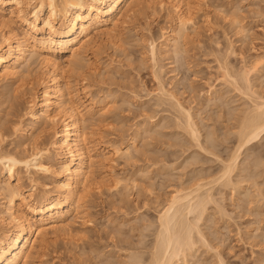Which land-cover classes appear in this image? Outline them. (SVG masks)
Returning a JSON list of instances; mask_svg holds the SVG:
<instances>
[{"label":"rangeland","instance_id":"obj_1","mask_svg":"<svg viewBox=\"0 0 264 264\" xmlns=\"http://www.w3.org/2000/svg\"><path fill=\"white\" fill-rule=\"evenodd\" d=\"M165 1L166 9L161 10L156 3L149 2V8L139 16L138 22L134 20L132 24L117 28L112 32L113 36H109L111 39L107 36L100 37V41L97 39V44L100 42L103 48L96 56L91 53L84 55L83 68L78 71L89 77L88 84L79 80L82 77H78V72L69 76L68 82L74 94L73 106L77 110L85 112L91 103L95 112L106 109L103 116L99 113L94 120H89L93 122L92 125L88 123L87 128L92 136L89 135V153L99 164L92 169L89 191L82 192L85 197L82 194L84 199L80 203L79 214L70 223L71 232L55 236L48 234L46 243L49 245L36 264H132L135 257L140 261L134 264H148L150 247L158 230V217L168 207L172 196L183 190L195 189V185L201 182L202 185L209 181L211 184L220 175L222 161L234 152L240 154V168L233 176L239 185L237 189L231 187L232 190L230 186L223 187L216 182L209 185L217 206L220 204L227 214L217 210L220 206L216 208V205L207 204L208 211L199 226L208 243L197 241L200 245L187 261L188 264H222L220 261L224 264H264V139L237 151L238 137L235 134L239 130L238 124L245 110L252 108L253 102L230 85L228 76H223L227 71L235 76L249 69L257 60L261 76L257 73L252 78L257 91L264 95V0H184L191 7L195 30L189 29L190 38L185 40L187 43L184 41V51L178 57L171 53V46L164 48L161 45L164 37L176 28V17L169 9L171 7L168 8L172 0ZM233 20H239L245 26L244 33L248 36L237 33ZM151 39L156 40L158 50L162 49L156 63L158 68L149 56ZM34 66L31 79L41 72L38 66ZM156 70H163L161 82H164L166 92L173 93L184 108L191 110L201 136L200 143L189 136L186 120L176 109L175 102L164 96L161 98L155 74L161 75ZM26 81H23L25 84L21 80L16 87L27 91L32 82ZM1 84L0 91L4 83ZM33 88L40 93L39 87L35 85ZM1 94L0 133L5 136L0 135V139L5 150L15 151L19 143L27 141V138H22V133L14 135L13 129L20 122L23 134L32 132L36 138L40 131H29L32 124L26 113L30 95L21 93L14 98L12 94ZM46 134L41 140L49 144L52 142V130ZM134 139L137 151L133 152L131 160L109 155L113 146L126 148ZM27 144L30 148L29 142ZM259 172L262 173L257 177ZM32 173L20 168L13 185L19 181L24 189L37 194L44 185L53 187L51 177L40 172L38 175ZM251 175L257 180L251 179ZM189 186L191 188H187Z\"/></svg>","mask_w":264,"mask_h":264},{"label":"bare ground","instance_id":"obj_2","mask_svg":"<svg viewBox=\"0 0 264 264\" xmlns=\"http://www.w3.org/2000/svg\"><path fill=\"white\" fill-rule=\"evenodd\" d=\"M155 1L0 0V85L4 83L2 91L0 92L5 96L12 94L14 98L21 95V93L24 96L30 95L31 100L28 102L29 108L26 113V116L30 118L32 124L29 131L39 129L41 132H39L36 138L32 135V132L28 135L23 134L24 131H22V123L20 122V124L13 129L14 135L22 133V138H27L26 142H29L31 147L27 148L28 144L26 142L19 143L17 146L15 145V151H13V148L12 151L10 149V151L5 150L3 148V140L0 139V264H36V260L43 256L44 248H47L48 243L46 242H48V239L46 241V236L48 234H53L55 236L58 233L66 232L64 234H67L70 231V223L73 222L72 219L76 218L75 215L78 213L80 203L85 197L84 193L89 191L88 188L90 186L88 185L90 184H88V182H90V176L94 172L92 169L95 165L99 164L96 157L89 153L91 135L88 134L87 131V128L89 129L88 123L91 124L93 121L90 122L89 120H94L99 113V115L103 116L106 109L101 108L99 112H95L92 106L93 104L91 103L85 112L77 110V108L73 106L74 94L68 82L69 76H71L70 74L73 72L77 73L82 70L84 65L82 61H85L83 60L84 55L91 53L96 56V53H99L103 48L100 47V42V45L97 44L98 40H101L100 37L103 39V37H109L111 34L113 36L112 32L117 30V28L132 24L134 20H139V16H142L149 8V2L156 3L161 10L162 8L166 9V1L157 0L159 3ZM169 1L170 0H168V2ZM154 3H152L153 6H155ZM158 6L156 11L159 10ZM168 8L170 11L172 10L171 12L174 13L176 17V28L172 33L164 37V43L161 45L164 46V48H169L171 46V53L173 56L178 57L184 51L182 47L184 41L189 37V29H194L191 18V7L188 3H185L184 0H172ZM236 15L237 14H235V16ZM234 20L232 23L234 25L236 24L237 33L240 35L243 34L242 36L244 37L248 36L244 33L246 32L245 26L243 27L239 20H236L239 22ZM189 38L187 40H189ZM149 48V56H151V61L154 62L153 65H155L160 59V50H158L159 48L156 40L151 39ZM160 52H162V49ZM252 64L253 65L249 69L241 70L242 72L235 76L233 74L234 77L230 75L228 71L227 73L222 71L226 74L223 76H228L227 78L230 80V85H233L235 89L239 90L240 94L243 92L253 102L251 109L245 110V113L242 111L244 113L243 118H241V123L238 124L240 125L238 126L239 130L236 131L237 133L235 134L238 137L237 151L251 143L253 144L256 141L264 139V95L262 94L263 92L260 94L257 91L252 78L253 74H259L260 67H258L259 62L257 60ZM34 65H36V67L38 66L40 70H37L41 72H39L38 76H36L37 73L35 76L33 74L34 77L31 79L30 74L32 68L35 67ZM158 71L156 73H159L161 69L159 72ZM234 71H236V69ZM162 72L159 74L161 75ZM81 73L82 72H78V77H82L79 80L88 84L89 77L87 78L84 73L83 75ZM155 76L156 81L159 82L158 93H160L161 98L164 96L167 97L165 99L172 100L173 103L175 102L176 109L186 120L185 123L190 134L188 135L191 136V138H193L192 140L196 141V143H200L199 139L201 138H199L200 135L191 110H189V108H184L183 105L178 102L177 98L174 97L175 95H173V93L171 95L170 92H166L164 82H161L162 75L159 76L155 74ZM25 79L30 80V83L32 82V87L28 88L27 91L22 90L21 87H16L18 82L21 80L22 82L26 81ZM26 82L23 83L26 84ZM25 84L23 87L26 86ZM35 85L40 88V93L35 92L36 90L33 88ZM167 93L170 94L168 95ZM160 104L164 103L161 102ZM242 108L243 107H241V109ZM239 113L240 112H238V114ZM239 116L241 115L239 114ZM182 127L184 128V126ZM48 130H52V142L46 144L45 141L42 142L43 138L41 137L44 133H48ZM2 133L3 132H1L0 135L3 137L4 133ZM135 144L134 139L131 145L126 148L113 146L108 153L111 156L122 158L123 160H131L133 152L137 151ZM53 152L54 157H52ZM239 155H237V152H234L225 161L219 159V161H222V164L219 162L222 166V169L220 168V175L211 182L219 183L223 187L230 186V189H232L231 187L237 189L239 185L237 182H234L233 176L236 171L239 170L238 168H240ZM260 165L262 164L260 163ZM20 168H24L31 173L35 171L32 174L37 173L38 175L40 172L45 177H51L53 179V187L43 184L44 189L42 188L40 193L37 194L36 192H30L24 189L18 183L19 181L16 185H13V180L16 178ZM246 170L247 169H245V171ZM261 173L262 172H259L257 177H259L258 175ZM253 178H255V176H253ZM253 178L251 175V179ZM195 179H197V177ZM248 180L249 179H247V181ZM208 183L204 185H202V182L201 184H194L197 186L195 189L192 188L189 191V189H187L191 188L189 186L186 188L187 192H185V190L182 191L183 193L177 192V194L173 195V198L170 199L171 201H169L168 207L165 208L163 212L160 211V215L158 214V230L154 238L155 240L153 239V244L151 243L150 259L149 261L147 260L148 264H188V257H193L194 251H196L197 246L200 245H197V241L202 242V244L208 243L199 225L202 224L201 221L208 211L206 206H208L209 203L212 206L216 205V208L220 206V204L217 206L218 204L215 202V198L211 193L212 191L209 189L211 187L209 185L212 183L210 184V181ZM33 190L34 189H32V191ZM246 194L247 192L245 195ZM211 202L213 204H211ZM218 209H220L224 215L225 211H222L223 207L221 209L220 206L217 210ZM217 212L219 213V211ZM225 214L227 213L225 212ZM150 225L151 224H149V226ZM206 245L207 244H205V246ZM206 247H208V245ZM209 247L211 246L209 245ZM135 258L134 261L132 260L134 263L140 261H136ZM42 261L43 260H41V262ZM133 262L132 264H134ZM220 262L224 264L222 261Z\"/></svg>","mask_w":264,"mask_h":264}]
</instances>
